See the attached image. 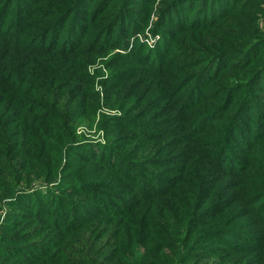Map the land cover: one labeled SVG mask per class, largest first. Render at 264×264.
Instances as JSON below:
<instances>
[{
	"label": "trees",
	"instance_id": "1",
	"mask_svg": "<svg viewBox=\"0 0 264 264\" xmlns=\"http://www.w3.org/2000/svg\"><path fill=\"white\" fill-rule=\"evenodd\" d=\"M60 1L63 2V0ZM208 1L210 3L206 9L209 11L215 8V12L220 15L210 17V12L208 16L204 15L205 13H202L206 4L204 0H177L174 7L177 5V8H180L183 3H186L184 7L189 10L187 21L185 14H180L178 10L177 20L173 22L177 27L166 32L154 31L161 34L162 38L159 40L160 43L149 51L142 52L141 49L138 52L134 46L126 53H116L117 60L133 59V56L135 58L117 69L115 76L110 78L111 83L126 81L124 77L140 78L141 83H150L154 98L164 97L157 105L158 107L154 108L160 112L158 118L170 115V118H164L162 122H156V116H154L155 118H152L149 124L142 126L141 133L135 137V140L142 142L163 141L164 149L160 151V155L144 153L142 156L135 157L121 150L123 143L119 142V145L114 138L117 132L116 127L128 128L134 133L139 131L136 124L127 122V119H130L129 114L108 119L111 122H106V128H104L107 133L106 143L98 142L97 149L90 151L92 156L99 158V162L106 169L105 172L102 171V175L100 174V182L104 183L107 189L112 188L109 185L113 175L111 172H117L130 184L128 189L132 197L137 195L138 198H142V202L146 203L142 212L133 210L137 207L134 208V205L130 204L133 202L131 197L128 200L122 196L124 190L115 189L113 193L108 190L100 192L101 185L88 182L77 174H71L67 177L75 185L81 186L82 192H86V185L93 187L92 190L97 194L100 192L101 197L96 202H100L102 208L95 214L86 206L83 212L68 211L65 202L68 197L63 194L65 191L61 190V194L56 195L51 203V206L62 204L53 212L56 219L45 212L46 201L44 200L39 201L38 209H35L38 219H47L50 222L46 223L51 224V227L41 224L39 220L31 219L27 214H17L11 210L12 218H20L19 220L29 218L31 223L32 221L37 223L36 227L41 226L26 232L25 241L44 235L50 242L42 240L46 250H42L36 256L33 251L38 250L42 245L38 241L34 242L35 240L15 249L7 247L3 250L7 254L6 257L19 252L25 264H166L167 262L178 264L188 262L190 259L199 264L201 262L200 243L201 240H205L214 242L215 245H223L220 242L226 241L224 246L228 247V252L245 255L253 259L254 264H264V190L258 191V188L256 191L249 188L243 190L242 188L243 191H239L241 196L238 192L241 181L239 175L252 169L255 161L252 154L254 155L256 150L251 149V143L264 137V105L256 102L258 95L247 90L244 87V81L235 82L229 88L223 89L222 92L230 93L221 104L204 105L209 97L212 83L221 75V72L229 66H238V63L233 64V61L223 65L224 60L221 61L220 54L236 52L220 50L221 52L199 54L200 61L205 62L204 68L200 70L195 68L183 77L180 76L176 86L166 83L170 69L167 61L173 57V53H176L177 34L193 29L205 31L207 26L228 16L227 4L222 7L220 0ZM43 2L46 1L0 0V11L2 14L6 12L4 16L6 19L11 10L16 12L19 21L24 17V13L29 14V24L23 26L18 25L19 23L15 20H12L13 24L10 23L7 26L5 18L1 20L2 16H0V39H2L0 42V146L8 149L7 153L12 154V147L7 140L10 135L12 137V131H16V136L22 134L21 131L31 137L33 135V141H35L33 146L32 141L27 142L26 152L36 158L30 160L28 168L25 169V175L16 176L18 173L16 169L12 170L10 175L0 174L1 178L13 179L15 185H18L19 181L21 183L24 181L26 185L37 180L56 181L57 173L61 170L64 150L80 141L76 122H72L74 112L71 113L72 108L65 100L68 96L72 102L78 100L79 92L76 90L78 86L74 84V77L80 73L84 78L90 77L89 62L80 59L84 51L79 47L84 45L86 48L89 45L84 44L83 41L87 39L88 31H90L88 24L78 23V10L82 0H69L68 4H64L66 7L62 9V12L55 11L56 3L50 2L44 6H38ZM106 2L107 0H92L85 2L86 4L82 2L87 6L86 16L92 8L107 4ZM231 4L234 5L233 11H235L236 0H230L229 5ZM39 13L45 14L46 18L50 16L53 18L33 26L31 19ZM123 17L125 18L122 21L123 29L129 36L124 35L117 43L113 38L116 34L114 28L118 23L120 24ZM128 18L121 13L111 31L108 26L98 29L91 44L94 43L96 48L108 47V50L109 48L128 49L132 35L137 31L141 32L145 27L143 23L137 24L138 21L132 20V17ZM19 28L25 30L21 33V38L12 36L19 35L21 32ZM27 29L29 32L26 31ZM83 29H87L85 36ZM209 43L211 44L212 41ZM256 43L258 39L252 46ZM210 44L207 42V45L201 48ZM86 50L89 49L86 48ZM142 56L145 61L141 60ZM32 57H35V60ZM39 59L44 61L38 63ZM51 59L55 64L49 62ZM242 60L245 65L247 59ZM33 67H38L42 71L35 73ZM213 67L216 68L212 70ZM263 73L261 71L260 75ZM230 79L232 80L233 77ZM228 80L224 79L223 82L229 84L231 81L228 82ZM102 84L109 92L114 91V85L110 90L107 82ZM30 86L38 92L40 102L32 97L33 92ZM174 87L177 93L174 94L176 98L172 100L166 94ZM67 89L71 95H67ZM131 90L132 88L124 86L121 92L127 98L133 92H130ZM94 95L98 98L100 93L96 92ZM230 99L232 103L240 100L237 108L230 106ZM109 100L110 98L106 100L107 105L114 106L116 102ZM199 105L201 108L197 110ZM61 106H64V109ZM119 107L125 108L126 103L119 104ZM249 107L256 116L247 113ZM36 113H40L41 116H36ZM12 126V130L9 131ZM168 144L170 148L176 146L180 148L176 150L177 154H163L168 149ZM89 146L85 148L86 152ZM31 147L35 153L32 152ZM53 149H55L54 152L50 153ZM23 154L26 155V153ZM3 157H6V160L10 159L8 154ZM8 169L11 170L10 167ZM237 178L240 181H236ZM64 179L66 178L62 179L63 182ZM124 186L128 185L124 184ZM13 188L15 186L0 184V202L16 193L17 188ZM229 192L231 194H228ZM114 202L125 204V206L114 208ZM237 202H243L249 212L256 214L255 224L248 222L249 220H242L244 224L229 226L232 224L228 223L231 218L228 211L234 206L239 213L236 220L246 215L240 212L243 205L236 206ZM15 204L16 201L12 203L13 206ZM107 206L113 208H107ZM73 212L76 216L71 219L69 215ZM249 212L247 214H250ZM64 215L66 220L61 219ZM23 216L26 217L23 218ZM138 216L140 220L136 221L134 218ZM204 217L209 219H203ZM228 217L226 225L224 220ZM29 219L24 222L28 223ZM113 219L117 222L114 223ZM121 221H126L127 224L118 226ZM31 223L24 225L29 228L28 225ZM46 229L49 233L58 234L61 241L58 242L56 236L46 233ZM126 230L128 231L126 239L116 246L110 244L112 234H120ZM156 234H159V240L163 243L159 244L155 254L147 253L142 259V241L145 244ZM108 235L109 237H106ZM22 237L17 231V238L22 239ZM72 238L74 244L68 242ZM6 239L2 238V241ZM21 239H14L11 243L22 242ZM214 247L220 249L218 246ZM164 249L171 250L177 256L169 255ZM116 252L113 259L108 257L110 253ZM176 259L178 260L175 262Z\"/></svg>",
	"mask_w": 264,
	"mask_h": 264
},
{
	"label": "rangeland",
	"instance_id": "2",
	"mask_svg": "<svg viewBox=\"0 0 264 264\" xmlns=\"http://www.w3.org/2000/svg\"><path fill=\"white\" fill-rule=\"evenodd\" d=\"M45 1L46 2H43L38 6H44L46 4H49L50 2L53 4L56 3V12H62V9L64 10L66 7L64 6V4H68L69 2V0H63V2L60 0ZM91 1L92 0H85V2L87 3ZM176 1L177 0H128L127 2V0H107V4H101L98 5L97 8H92L89 15L86 16L87 6L82 4V2L85 3L84 0H82L80 9L78 10V23H80L81 25L88 24V27H90V31H88L89 36L87 37V39L83 41L84 44H89L88 46H86V48L89 50L87 51L84 45L82 47H79L84 51L82 52L84 53V58L82 57L80 59H85L89 62L88 73L90 77L84 78L81 73L78 76L74 77V84L78 86L76 88L77 92H79V97H77L78 100L76 102H72L69 96L65 100V102H68L67 105L72 108L71 113L74 112V114L72 113V115H74L75 117L73 116L72 122H76L75 126L78 130L77 135L79 136L78 138L80 140V143L78 142L75 145L71 146V148L69 147L64 150L60 168L61 170L57 173L55 182H44L41 180H37L30 183V185H26L24 181H22V183L21 181H19L18 185H15V181L13 179H4L0 177V184L4 183L6 185L15 186V188L13 189L17 188L14 195L7 197L5 200H1L0 202V264H25V260H21V255H19V252H14V255L11 254L9 257H6L7 254H5L3 250L7 247H12L15 249L35 240L34 242H40V245H42V247L38 249L39 251H33L34 256H36V254H39V252H41L42 250H46V245L43 244L42 240H49L47 237H44V235H42L41 237H36L29 241H25L24 236L26 232H28L30 229L33 230L37 225L35 221H32L31 223V219H35L37 221L39 220L38 222H40L41 224H46L45 226H52L51 224L46 223L50 222L47 219H38V215L35 209H38V202L44 200L46 201L45 212L50 215L51 218L56 219L57 217L53 212L58 206L62 204L51 206V203L55 200L56 195L61 194V190H64L65 193L63 194L68 197L66 198L68 200H65L68 206V211L83 212V208L86 206L90 208L95 214L100 208H102L101 203L96 202L101 197L99 193L103 190H108L109 192L113 193L115 189H117L124 190L122 192V196H125V198H128V200L130 199V197L132 198L133 202H130V204L134 205V208L137 207L133 210L142 212L146 203L142 202V198H138L137 195H134V197H132V194H130V191L128 189L130 187V184L123 180V178L117 172H111L113 175L112 181L109 185L112 186V188L107 185L109 187V189H107L105 184L100 182V177L102 175L101 173L102 171L105 172L106 169L99 162V158L92 156L90 151L93 149H97L96 143H106L107 133L104 128H106V122H111L108 121V119L112 117H121L126 114H129L130 116V119H127V122L136 124V126L139 128V131L138 133H134L128 128L122 129V127H116L115 131L117 132L115 133L114 138H116L119 145V142L123 143V146H120L121 150H123L124 152H129V154H132L135 157H139V155L142 156V154L144 153L156 156L161 154L160 151H163V141L158 140L142 142L135 140V137L136 135L141 133L142 126L149 124L151 122L150 120L152 118H155L154 116H156V122H162L164 121V118H170V115H163L164 117L162 116L161 118H158L160 112L157 109H154L158 107L157 105L162 102L161 100H163L164 97L162 99L159 97L155 99L154 92L151 90V84L141 83L140 78L129 79V77H124L126 81H113V83H111L110 78L112 76H115V73L117 72V69L119 67L125 66L128 62L134 60L135 58L133 56V59L122 58L117 60L118 58L116 56V53H126L127 51H130L134 46L136 47L135 49H137L138 52L141 49L142 52L143 50L144 52L149 51L150 48H153L154 46L159 44V40H161L162 38L161 34L155 33L154 31L157 30L166 32L177 27L173 22L177 20L178 10L180 14H185L184 17L186 21L189 19V10L184 7L186 3H183L182 7L177 8V5L176 7H174ZM210 1L213 2L214 0ZM229 1L230 0H224V3L222 2V0H220L222 7L227 4L226 8H228L229 10L228 16L224 19L220 20L219 22L215 21V23L207 26L205 31L201 29H193L186 30L177 34V46L175 48L176 53H173V57L170 58L169 61H167L170 69L168 70L169 77H167L166 83H171L173 85L175 84L176 86L177 82L180 81L178 80L180 76L183 77L185 74H188L195 68L198 70L204 68L205 62L202 63V61H200L201 59L199 57V54H210L218 52L220 50H231L229 52L236 53H223V55L220 54V59L221 61L224 60L223 65L227 62L233 61V64L238 63V66H229L221 72V75L212 83L210 92L208 93L209 97L205 101L204 105L209 104L210 106H213L214 104L216 105L224 102L229 97L228 94L230 92H227L226 94L225 92H222V90L225 88H229L231 84H234L238 81H244V87L247 90L258 95V99H256V102H258V104L264 105V73L260 75L261 71L264 72V0H236L235 11H233L234 5H229ZM204 2H206L203 8L204 11L202 12L205 13L204 15L208 16V12L211 13L210 17L220 15L219 13L215 12V8L208 11L206 7H209L210 2H207V0H204ZM121 13H124L126 18L132 17V20L138 21L137 24L142 25L143 23L145 25L144 29L141 32L137 31L138 33L136 32V34L132 35L129 43V48L126 50L123 48H109L108 50V47L96 48V45L94 43L92 45L91 41L98 29L108 26L111 31L116 25L117 17ZM5 15L6 12H3L2 14L0 11V16H2L1 20H4ZM23 16L24 17H22V19H20L19 21V17L16 12L11 10L8 19L5 18L4 21H7V26L10 23L13 24L12 20H15L17 23H19L18 25L20 26L29 24V14L24 13ZM49 18L53 17L50 16L46 18L45 14L39 13L37 16L35 15L34 17H32L31 23L33 24V26H37V23H42V21L48 22ZM123 20H125L124 17L123 19H121L120 24L118 23V25H116L114 28L116 34H114L113 38L117 43L119 42V39L121 37H124V35L129 36L128 33H126V31H124L123 29ZM141 28L142 26L140 27V29ZM5 29L8 31L7 27H5ZM19 30H21L19 35L13 34L12 36L21 38V33H23L25 30L23 28H19ZM86 30L83 29L84 36ZM26 31L29 32V29H27ZM84 36H82V38H84ZM157 37L159 38L156 41L155 39ZM256 39H258V43H256L255 46H252L255 43ZM209 41H212V43L210 44ZM0 42H2V39H0ZM207 42L210 45L201 48V46L203 45L206 46ZM245 49L247 50L244 51ZM32 58H34L35 60V57ZM53 59L49 61L51 64H55ZM112 59H114L115 61H111ZM242 59H247L245 65L243 64ZM141 60L145 61L143 59V56ZM43 61V59H39L38 63ZM247 65L248 67H246ZM215 68L216 67H213L212 70H214ZM33 70L35 73H40L42 71L38 67H33ZM116 75H118V73ZM152 76L156 75L152 74ZM230 77H233V79L231 80ZM224 79H229L228 82H231L229 84L224 83ZM102 82H107V86L110 90L111 86L114 85V91L109 92L108 90H106ZM124 86L132 88L130 92L133 91L136 93L129 92L130 95L126 98L125 95L121 92ZM30 88H32L33 92L32 97L40 102L41 100L38 97V92L34 90L32 86H30ZM174 88L168 94H166L168 98L172 100L176 98L174 94L177 93V89ZM95 91L100 93L98 98L94 95V93H96ZM67 95H71V93H69V89H67ZM213 95H215L214 98ZM108 98H110V100H112L113 102H116L114 106H111L110 104V106L107 105L106 100ZM239 101L240 100H238L236 103H232V100L230 99V106L232 108H237ZM121 103H126V107L123 109L120 108L119 104ZM251 106L252 102L250 103V107ZM250 107L247 113H251L252 115L256 116L255 112ZM61 108L64 109V106H61ZM200 108L201 107L199 105L197 107V110ZM39 112L42 113V111ZM40 113H36V116L40 117ZM119 122L117 124H119ZM246 123L248 124L247 121ZM121 124L123 125L124 123ZM116 125H114V127ZM110 127L112 128V126ZM12 128L13 126L9 128V131H11ZM249 128L250 125L248 129ZM21 133L23 134L22 131ZM16 134V131H12V137L10 135V137L7 139L9 142L8 144H10L12 147V154L7 153L8 149H3L0 146V174L7 173L8 175H10L12 170L16 169L18 171L16 176L25 175V169L28 168L30 160L36 158L32 154L26 152V150L28 149V141H32V146L34 145V136L32 135L31 137L26 134H18L16 136ZM87 145L90 146L88 147V151L86 152L85 148H87ZM173 148H170L168 144V149L164 151L163 154H177L176 150H180V148H178L177 146ZM252 148L256 150L255 154H252V156L255 158V161L253 163L252 169L245 171L243 174L239 175L241 181L239 180V178L235 179L236 181H240L238 192L242 190V188L243 190L246 188L255 191L257 188L258 191L264 190V137L259 139L258 141L252 142L251 149ZM31 149L32 152L35 153L33 147H31ZM54 150L55 149H53L50 153H53ZM2 151H4V153H2ZM84 152H86V154ZM23 153H26V155H24ZM7 154L10 156L9 160H6V157H3ZM9 167L11 170L8 169ZM71 174H77L88 182L101 185L100 192L97 194L94 190H92L93 187L89 185L85 186L86 192H82L81 186L75 185L67 177ZM63 178H66L64 179V182L62 181ZM124 184L128 186L125 187ZM228 194L231 193L229 192ZM239 194L241 196V192H239ZM8 195L11 194L8 193ZM15 201L16 204L15 206H13L12 203L14 204ZM130 204L128 205L130 206ZM227 204H229V202H227ZM241 204L243 205V202H237L236 206H239ZM124 206L125 204H121L119 202H114L113 205L114 208H122ZM113 207L107 206V208ZM11 210L16 212L17 214H27V216L31 218H26L29 219L27 222L31 223L28 225L29 228H26L27 226L24 225L28 224L24 222V220L26 219L19 220L20 218H12L13 214H10ZM228 212L229 214H231V216H229L231 218L229 219L228 217L224 220V224L226 225L228 219V223L232 224L229 226L244 224L242 220H249L248 222L255 224L256 214H252L251 212H249L244 205L243 209H241L240 212L245 213L246 215L239 218L238 220H236V218L238 217L239 213H237L235 206ZM248 212L250 214H247ZM69 216L72 219L74 216H76V213H70ZM78 216L80 217L84 215ZM25 217L26 216H23V218ZM139 217L140 216L135 217L134 219L136 221H139ZM244 217H246L247 219H243ZM65 218L66 215L61 217L62 220H66ZM203 219L208 220L209 217H204ZM113 220L114 223L117 222V220ZM123 224H127V222L121 221L118 226H122ZM39 227L41 228V226ZM46 230V233H49L48 229ZM17 231L23 236L22 239L17 238ZM51 232H54V230H51ZM234 233L236 232L234 231ZM49 234L56 236L58 242L61 241L58 238V234ZM158 235L159 234H156L155 236L149 238V241L145 244L142 241V259L147 253L155 254L157 252L159 244L163 243L162 240H159L160 237ZM106 237H109V235ZM127 237V230L123 231L120 234L114 233L110 236V244L116 246ZM2 238L7 239L5 241H2ZM66 238L68 239V237ZM14 239H21L23 241L11 243L12 241H14ZM227 241L229 242V240ZM68 242L74 244L73 238L69 239ZM220 243L223 245H215L216 243L214 242L201 240V249L199 251V254H201V262L199 264H254L253 259L248 258L245 255H240L237 253L232 254V252H228V247L224 246L226 244V241H222ZM214 246H218L220 249H217V247ZM164 251L169 255H172L173 257L177 256L176 253H172L171 250L164 249ZM116 254L117 252L115 254L110 253L108 257H112L113 259ZM177 260L178 259H176L175 262ZM166 264L171 263L167 262ZM178 264H198V262L196 263L190 259V261L188 262H181Z\"/></svg>",
	"mask_w": 264,
	"mask_h": 264
},
{
	"label": "built area",
	"instance_id": "3",
	"mask_svg": "<svg viewBox=\"0 0 264 264\" xmlns=\"http://www.w3.org/2000/svg\"><path fill=\"white\" fill-rule=\"evenodd\" d=\"M158 38H159V37H157L155 40L157 41Z\"/></svg>",
	"mask_w": 264,
	"mask_h": 264
}]
</instances>
